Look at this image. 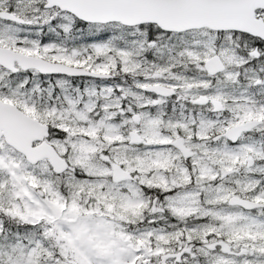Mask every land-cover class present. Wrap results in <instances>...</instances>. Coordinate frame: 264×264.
<instances>
[{"label": "snow or ice", "instance_id": "snow-or-ice-1", "mask_svg": "<svg viewBox=\"0 0 264 264\" xmlns=\"http://www.w3.org/2000/svg\"><path fill=\"white\" fill-rule=\"evenodd\" d=\"M0 264H264V0H0Z\"/></svg>", "mask_w": 264, "mask_h": 264}]
</instances>
